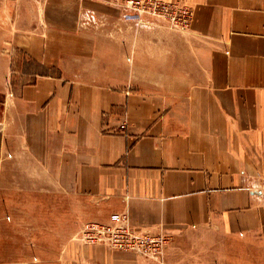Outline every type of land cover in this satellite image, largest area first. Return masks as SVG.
I'll use <instances>...</instances> for the list:
<instances>
[{
    "label": "crops",
    "instance_id": "1",
    "mask_svg": "<svg viewBox=\"0 0 264 264\" xmlns=\"http://www.w3.org/2000/svg\"><path fill=\"white\" fill-rule=\"evenodd\" d=\"M166 1L189 28L121 0H0V206L28 193L0 212V264H160L77 240L114 212L173 236L165 264L213 238L264 249V0Z\"/></svg>",
    "mask_w": 264,
    "mask_h": 264
},
{
    "label": "built area",
    "instance_id": "2",
    "mask_svg": "<svg viewBox=\"0 0 264 264\" xmlns=\"http://www.w3.org/2000/svg\"><path fill=\"white\" fill-rule=\"evenodd\" d=\"M119 6L124 11L141 17L151 16L167 21L172 28L185 30L190 27L193 9L180 1L166 0H121ZM127 119L122 121L120 129L127 127ZM257 190L264 192V173L261 174ZM77 240L86 244L104 243L115 249L135 252L140 257L165 264L166 248L173 236L163 229L139 230L132 225L128 213L114 212L107 221H86L77 234Z\"/></svg>",
    "mask_w": 264,
    "mask_h": 264
},
{
    "label": "rangeland",
    "instance_id": "3",
    "mask_svg": "<svg viewBox=\"0 0 264 264\" xmlns=\"http://www.w3.org/2000/svg\"><path fill=\"white\" fill-rule=\"evenodd\" d=\"M132 17H136L137 14L127 12ZM142 19L140 21H145L147 18L155 19L151 16L148 17H141ZM138 20V18L136 17ZM157 20V19H155ZM159 22H165L169 24L165 20H157ZM142 23V22H141ZM170 25V24H169ZM171 26V25H170ZM172 27V26H171ZM174 29V28H173ZM39 194V193H38ZM37 194V195H38ZM14 196L21 200L20 202L9 203L4 204L2 207L0 206V212H11V211H25L26 202L25 199L28 197V193L25 194L24 190L21 191H15ZM34 201L36 200V195H33ZM40 205V201L35 202V205ZM36 208V207H35ZM11 214V213H10ZM25 215V213H24ZM10 221H12L9 217V220L7 221L8 225H10ZM14 221V220H13ZM26 236V235H25ZM214 240V241H213ZM208 245H212V250H207L205 253L202 254V264H264V249L257 243V240L251 239L249 236L242 234V236L236 237H229L228 241L224 242H217L216 238H213L212 240L207 241V247ZM206 247V248H207ZM21 256L23 258H26L28 255V250L25 248L24 244H22L21 248ZM200 252L202 251L199 249ZM18 253V252H17ZM190 253V252H189ZM34 258L35 256L32 255ZM205 260H207V263H205Z\"/></svg>",
    "mask_w": 264,
    "mask_h": 264
}]
</instances>
